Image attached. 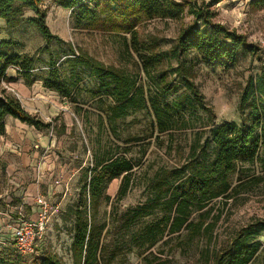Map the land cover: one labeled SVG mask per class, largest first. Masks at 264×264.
I'll use <instances>...</instances> for the list:
<instances>
[{
    "label": "rangeland",
    "instance_id": "rangeland-1",
    "mask_svg": "<svg viewBox=\"0 0 264 264\" xmlns=\"http://www.w3.org/2000/svg\"><path fill=\"white\" fill-rule=\"evenodd\" d=\"M120 1L125 5L129 3V0H110L108 4L114 11ZM105 5L102 4L101 10ZM42 7L48 10L47 26L58 39L46 41L29 21L36 17L35 12L25 9L18 26L6 28V24L0 22V43H5L0 47V55L6 60L19 56L20 63L31 60L30 75L39 85L52 69H57L72 97L43 94L48 102L42 110V121L50 127L40 132L51 140L52 146L50 158L40 159L38 168L42 181L39 195L49 204L39 255H20L0 221V264H40L54 256L62 264H74V214L79 202L81 205L90 203L88 191L82 188L96 163L106 159L126 160L134 169L128 175L107 182L102 197L95 202V210L88 208L85 217L92 226L89 264H211L213 253L227 246L239 231L264 221V157L239 165L231 178L234 186L241 183V188L229 199H217L206 209L211 210L208 221L218 217L212 236L178 250H172L174 235L165 228V219L172 209L173 191L165 193L160 189L165 179L171 186L188 174L190 148L197 133L203 144L211 124L250 121L254 109L249 107L239 112L238 106L248 79L256 80L264 68V6H257L253 0H222L216 5L217 21L244 35L257 50L251 53L241 49L235 65L210 62L194 51L189 52L186 59L192 78L206 103L213 107L216 118L212 121L208 113L190 110L184 121L177 124V130L166 135L158 133L150 99L161 104L172 103L179 95L189 102L187 92L181 89L175 96L156 95L142 62L132 50L130 34L117 29L78 30L74 27L73 11L62 9L54 0H43ZM112 17L113 14L108 13L103 20L110 22ZM179 28L178 22L159 19H138L136 23L138 40L151 46L154 53L170 51ZM79 53L137 79L139 91L135 108L130 109L126 117L109 120L107 112L113 102L108 90H102L98 79L77 64ZM177 68L176 61H165L160 69L168 75L169 81L177 82L173 74ZM11 73L14 72L10 67L9 75ZM8 82L0 83V95L17 97L8 88L18 95L19 92ZM251 105L252 101L248 106ZM255 105L264 113V94L257 92ZM261 123L264 124V115ZM212 158L211 150L208 160ZM143 205H147L148 214L136 219V226L129 229L131 211ZM6 209L0 207L1 211ZM35 209L33 213L22 205L14 216L21 214L26 219H35L39 214L38 207ZM149 229L157 237L152 245L141 239ZM137 231L140 236H134ZM256 240L260 241L263 253L253 264H264V232Z\"/></svg>",
    "mask_w": 264,
    "mask_h": 264
},
{
    "label": "trees",
    "instance_id": "trees-1",
    "mask_svg": "<svg viewBox=\"0 0 264 264\" xmlns=\"http://www.w3.org/2000/svg\"><path fill=\"white\" fill-rule=\"evenodd\" d=\"M56 5L65 10L73 11L75 29H104L105 31H123L131 35L132 50L142 62V69L150 80L151 86L158 97L175 96L181 89L187 92L189 102L178 95L172 103L161 104L158 100L150 99L158 133L162 135L174 132L177 124L183 120L190 110L208 113L213 121L216 118L213 107L206 103L204 95L192 78L190 65L186 56L194 51L210 62H224L235 65L239 52L244 49L254 53L257 49L247 41L244 35L217 21L215 7L222 0H129L125 5L122 1L113 11L110 0H54ZM43 0H0V22L6 28L18 26L23 19L24 10L30 9L36 17L30 19L38 32L46 41L57 40L47 26L48 10L42 7ZM259 7L264 6V0H253ZM102 4H106L101 10ZM123 4V5H121ZM110 13L109 21L103 16ZM138 19L175 21L180 23L179 34L175 45L168 52L154 53L149 45H143L138 40L136 23ZM113 20V21H111ZM1 28V27H0ZM5 43H0V47ZM143 50L146 53L142 54ZM73 52V51H72ZM0 55V83L8 81L10 67L17 68L28 86L36 83L31 77L33 63L31 60L20 63L19 56L9 57ZM167 61H176L178 68L173 73L178 81L168 80V75L161 71V66ZM77 64L90 72L99 81L102 90H108V96L113 106L108 110L109 120H119L126 117L130 109L135 108V98L139 91L135 77L115 68H108L103 63L90 56L79 53ZM43 88L71 99L72 93L62 81L57 69H52L49 76L41 82ZM257 92L264 94V68L257 79H248L240 97L239 112L252 107L249 122L241 124L226 122L221 125L211 124L208 137L201 143L199 133L190 148V167L187 175L179 178L174 185H169L167 179L160 183L161 191H173L171 211L165 219V228L174 235L172 250L189 246L196 240L212 236L218 221H208L211 210H206L214 201L220 198L229 199L241 183L234 186L232 176L239 165L252 163L264 157V124L261 123L264 113L255 105ZM252 101V105L248 106ZM17 119L22 123L41 131L48 129L36 116L28 114L20 100L12 95L0 96V138L6 134V119ZM212 150L213 158L208 160ZM264 160V158H263ZM264 167V161H262ZM134 165L126 160L106 159L96 163L89 181H85L82 191H88L90 203L79 202L75 211L76 225L72 244L74 264H89V246L92 241V226L86 220L88 208L95 210V202L102 197L105 184L117 179L123 174H129ZM264 169V168H263ZM238 186V187H237ZM168 187V188H166ZM166 188V189H165ZM132 218L127 227H135V220L144 218L147 205L139 206L131 211ZM129 221V219L127 220ZM151 229V228H150ZM148 230L141 239L150 244L157 241L153 232ZM140 231L134 236H140ZM264 232V221L249 225L239 231L230 243L223 249L213 253L211 264H253L263 253L262 245L256 238ZM40 264H62L57 256L45 259ZM207 264V263H206Z\"/></svg>",
    "mask_w": 264,
    "mask_h": 264
},
{
    "label": "crops",
    "instance_id": "crops-1",
    "mask_svg": "<svg viewBox=\"0 0 264 264\" xmlns=\"http://www.w3.org/2000/svg\"><path fill=\"white\" fill-rule=\"evenodd\" d=\"M7 77L8 84L19 92L23 109L42 120V110L48 102L43 94H56L43 88L42 84L28 86L19 74L8 73ZM51 146V140L34 127L11 117L6 119V134L0 138V207L8 209L0 210L1 224L9 221L6 213L14 215L22 205L33 213L36 211L35 198L42 183L39 163L40 159L50 158Z\"/></svg>",
    "mask_w": 264,
    "mask_h": 264
},
{
    "label": "built area",
    "instance_id": "built-area-1",
    "mask_svg": "<svg viewBox=\"0 0 264 264\" xmlns=\"http://www.w3.org/2000/svg\"><path fill=\"white\" fill-rule=\"evenodd\" d=\"M12 71L17 73L19 70L12 68ZM8 89L20 99V96L12 88ZM35 203L39 210L38 217L35 219H26L21 214L16 217L11 213L5 214L9 219L5 224V231L9 234L17 252L22 256L39 255V243L44 236L49 218V204L46 199L38 195L35 198Z\"/></svg>",
    "mask_w": 264,
    "mask_h": 264
}]
</instances>
